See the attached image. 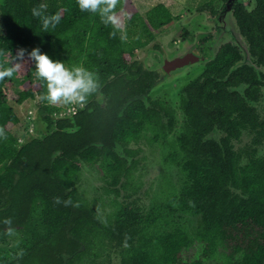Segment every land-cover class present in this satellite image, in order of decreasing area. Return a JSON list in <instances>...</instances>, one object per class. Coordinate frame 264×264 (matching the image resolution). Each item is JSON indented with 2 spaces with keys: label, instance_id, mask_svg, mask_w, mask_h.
I'll return each mask as SVG.
<instances>
[{
  "label": "trees",
  "instance_id": "16d2710c",
  "mask_svg": "<svg viewBox=\"0 0 264 264\" xmlns=\"http://www.w3.org/2000/svg\"><path fill=\"white\" fill-rule=\"evenodd\" d=\"M125 1L118 0L114 14ZM252 3L249 9L244 0L237 2L236 16L264 60V0ZM41 4L45 15H61L50 32H42L33 15ZM145 13L147 22L135 12L122 27L81 11L77 0H0V70L12 67L10 53L26 50L21 80L28 85L14 94L18 103L47 92L27 62L37 47L66 67L92 71L100 83L71 116H56L40 104L43 136L21 142L11 130L20 115L6 89L14 73L0 81V128L7 137L0 138V264H202L183 256L198 241L206 257L222 246L231 249L229 263L235 248L245 251L244 264H264V155L258 156L264 107L256 105L264 80L252 65L234 66L235 51L221 50L184 84V122L168 141L174 110L153 98L156 72L128 55L153 37L143 29L171 12L158 3ZM246 133L252 139L243 147ZM161 138L170 145L162 146L164 161L176 164L182 180L147 209L131 199L142 185L136 170L142 144ZM81 162L99 166L104 191L115 196L110 210L81 194ZM182 213L199 216L193 230L175 219Z\"/></svg>",
  "mask_w": 264,
  "mask_h": 264
},
{
  "label": "rangeland",
  "instance_id": "374dc122",
  "mask_svg": "<svg viewBox=\"0 0 264 264\" xmlns=\"http://www.w3.org/2000/svg\"><path fill=\"white\" fill-rule=\"evenodd\" d=\"M208 1L209 0H126L122 4V8L117 13H115V17L117 23L122 27H125L127 19L133 16L135 12H139L142 15L139 19V22H141L142 19L143 21L147 22L145 12L158 3H164L170 10L171 17L166 21L158 23L157 25H148L149 27H145L142 33L146 35L149 32H152L154 40L150 44L152 45L157 43L168 46L170 49L169 51L172 53H169L166 58H172L176 54L183 52V49H186V44H184L181 50L174 52L176 51L175 48H177V45L181 40L180 34L182 33L181 27L184 24L183 20L186 21L189 15L193 14L199 8V6H203ZM244 1L250 7L253 5L250 0ZM225 13H227V11ZM227 22L228 26H230L233 32H235L234 34H237L234 30V22L230 14L227 16ZM188 26L191 27L190 24ZM4 32L5 29L1 24L0 17V33ZM193 37V34L190 33L186 38H188V42L192 43L196 41V37ZM172 39H174V41ZM138 47V45H135L136 53L132 56L133 58L128 55L129 59H140L145 61L147 66H152V68H158L159 66L163 68V63L166 58L163 59L162 62H159V55L154 52V50H146L149 45L144 47V49H137ZM16 54L17 51L10 53L8 58L10 65H12ZM202 67V63H195L188 66L182 72L175 74L173 76L175 77L174 81L160 84L161 87L158 89V91L155 90L153 92V98L170 100L172 105L176 108L178 119L181 120L182 113L178 104V91L180 86L184 85L186 81L191 78L192 74L194 75L200 72ZM187 70H192L189 78L187 77ZM24 73V68L15 71L13 81H10L6 84L10 101L18 110L20 115V121L15 124L11 130L16 134L21 142L33 135H38L41 137L43 136V130L41 127L44 125V120L38 115V107L40 104L47 109L52 108L56 116H68L78 107H80L76 104L58 103L56 105H50L48 103H40L38 96H36L34 99L27 98L22 103H18L16 101L17 97L14 94L25 89L28 85V83H23L21 80V76ZM262 99L264 101V94ZM262 104H264V102H262ZM175 133L169 135L168 141H170ZM248 141L249 138L244 136L242 144L244 145ZM142 146L144 152L141 154H144V157L141 158L139 167L136 170V176L142 182V185L140 189H138L137 193L131 196V199H137L140 205L149 209L155 200H164L166 197H168V195H171L176 189L179 188L182 175L180 174L176 164L164 161V151L167 152L166 149L170 148V145L164 141L163 138L159 139L158 143L156 142L153 146H149L145 143H143ZM162 146H164L166 149H163ZM81 167L82 169L79 174L81 194L89 200H98L97 203H99L101 208L106 209L107 211L110 210L112 208L111 198L115 196L114 194H107L104 191V185L106 183L103 180L101 175L102 171L100 170L99 166L87 162H81ZM118 198L121 200L122 196H119ZM182 214V217L175 218L177 222H180L183 227L193 230L195 228L197 218L190 217L186 213ZM195 253L196 255H194V257L200 254V249L198 247Z\"/></svg>",
  "mask_w": 264,
  "mask_h": 264
},
{
  "label": "flooded vegetation",
  "instance_id": "af4514ba",
  "mask_svg": "<svg viewBox=\"0 0 264 264\" xmlns=\"http://www.w3.org/2000/svg\"><path fill=\"white\" fill-rule=\"evenodd\" d=\"M239 1H242V0H235L231 5V10L230 11L228 10L227 13H225L226 11H224V8L228 0H211V3L207 2L203 6L201 7L199 6V8L193 14L187 17L186 21L183 20L184 24L181 27L182 33L180 34L181 40L179 44L177 45V48H175L176 51L174 52H178V50H181L184 44L190 43L188 42L189 40L186 37L191 33L193 34L194 37H196L194 50L196 51V53L199 55V58L201 59L200 63L203 64V67L200 69L201 72L203 70L208 69V66H207L208 61L216 57L218 52L224 49H230L232 53H234V51L237 53V54H234L236 56L235 60H233L234 66H239V65H244V64L252 65L257 69L258 74L264 80V60L256 56L257 54H255V50L252 49L251 43L249 42L247 38V34L244 33V30L239 25L238 20H237L236 11L238 7L236 3ZM254 1L255 0H250L251 3ZM246 6L250 9L247 3H246ZM239 9H241V7ZM228 14H230L233 19L236 33L239 32L242 38L244 39V44L246 48H241L236 43V39H235L236 35L233 34L232 28L228 26V22H227ZM189 24L191 25V27L188 26ZM153 40L154 38L152 37L145 44L138 43L139 47L137 49H144V47H147L149 45V47H147L146 50H154V52H156L159 55V62H162V60L165 59L168 56V54L172 52L169 51L170 49L168 48V46L160 45L157 43H154L151 45L150 43ZM172 40L174 41V39ZM188 45L190 46V44ZM246 49L249 55L248 59L246 58V55H245ZM263 53L264 51L262 52V54ZM130 56L132 57V55ZM133 60H137L139 65L142 64L144 67L148 68L149 70L155 71L157 74V79L155 81L160 80L161 77H163L167 73L164 67L162 68L159 66L158 68H154V67L152 68V66H147L145 64V61H142L140 59H133ZM191 71L192 70H187L188 78L191 74ZM183 87L184 85H181L178 91V104L180 107V111L182 113L181 120L178 119L176 108L172 105L171 101L168 99L160 98L161 101L168 103L170 107L173 108L174 115L176 117V125L174 126V129L170 134H173L175 132L179 133V131L182 129V124L184 122V118H185L184 111L181 108V100H182L181 94L183 93ZM262 102L264 101L261 98V101L256 104L257 107H259L260 109L261 107H264V104H262ZM77 109L72 112V115L77 111ZM179 123L181 124V126ZM210 136H212V134ZM214 136H216V134H214ZM245 136L249 138L248 142L251 143L252 137L248 133H246ZM235 142L237 141L235 140ZM254 144L255 146H257L256 142H253L251 145H254ZM239 145L245 147L242 143ZM258 150H259L258 156L264 155V144L258 145ZM190 217L197 218V222L195 224V227H196L198 224L199 216L192 215ZM231 244H235V242L232 241ZM203 245H204L203 242L202 243L199 241L196 242L193 246H191L190 250L184 251L183 253L184 259L187 261L189 260V258L192 260L196 258H201L202 264H212V263L213 264H244L243 262L244 254H245L244 250L236 251L234 248L232 250V256L230 257L231 262L229 263V259L226 256L227 255L230 256V252H231L230 248L227 249L222 246H219V249L215 257H206L205 255H203ZM197 247L200 249V254L194 257V255H196L195 251L197 250Z\"/></svg>",
  "mask_w": 264,
  "mask_h": 264
},
{
  "label": "clouds",
  "instance_id": "9594fccd",
  "mask_svg": "<svg viewBox=\"0 0 264 264\" xmlns=\"http://www.w3.org/2000/svg\"><path fill=\"white\" fill-rule=\"evenodd\" d=\"M81 11H89L98 14L104 23H117L114 10L118 0H77ZM46 6L41 4L38 8H33V15L41 21L42 32H50V28L60 22L59 13L45 15ZM124 37H122L123 39ZM26 50L21 48L14 57L12 67L0 70V81L11 78L15 71L22 68L25 60ZM32 62L35 74L41 82H46L47 92L40 99L50 105L58 103L76 104L83 107L88 102V97L100 89L99 77L92 71L80 66L66 67L62 61L53 60L48 54L33 48L28 53L27 62ZM0 138L6 139L3 128H0ZM59 203V198H56ZM65 203H70L67 201Z\"/></svg>",
  "mask_w": 264,
  "mask_h": 264
},
{
  "label": "water",
  "instance_id": "95a60500",
  "mask_svg": "<svg viewBox=\"0 0 264 264\" xmlns=\"http://www.w3.org/2000/svg\"><path fill=\"white\" fill-rule=\"evenodd\" d=\"M235 0H228L227 4L225 5L224 10L225 11H230L231 10V5ZM234 26V25H233ZM235 30V29H234ZM235 32H233L234 34ZM235 39H236V43L241 47V48H246L245 44H244V39L242 38V36L240 35V33L238 32L237 34H235ZM190 44V46L188 45ZM194 45H195V41L194 42H190L186 44V49H183L181 53L176 54L174 57L172 58H166L164 63H163V67L166 69L167 73L166 75H164L163 77H161L160 80H158V82L156 83V85L154 86V88L152 89V94L155 90L158 91V89L161 87V83H168V82H172L175 80V77H173L175 74L182 72L183 70H185L189 65L195 64V63H199L201 62V59L199 58V55L196 53V51L194 50ZM245 55L246 58L248 59V51L247 49L245 50ZM187 72V71H186ZM185 72V73H186ZM184 73V74H185ZM199 74H192L191 78L197 76ZM173 77V78H172ZM184 77V76H182ZM181 77V78H182ZM171 78V79H170ZM190 78V79H191ZM188 81V80H187ZM186 81V82H187ZM72 113L68 116H71ZM64 117V116H63Z\"/></svg>",
  "mask_w": 264,
  "mask_h": 264
}]
</instances>
